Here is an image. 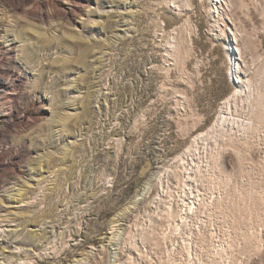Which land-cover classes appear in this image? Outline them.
Here are the masks:
<instances>
[{"label": "rangeland", "instance_id": "obj_1", "mask_svg": "<svg viewBox=\"0 0 264 264\" xmlns=\"http://www.w3.org/2000/svg\"><path fill=\"white\" fill-rule=\"evenodd\" d=\"M0 23L14 46L0 50V264H164L143 234L161 237L166 193H181L166 175L153 204L157 179L235 91L264 82V0H0ZM263 135L219 157L234 223L263 213ZM187 221L177 257L210 225ZM261 234L243 264H264Z\"/></svg>", "mask_w": 264, "mask_h": 264}, {"label": "bare ground", "instance_id": "obj_2", "mask_svg": "<svg viewBox=\"0 0 264 264\" xmlns=\"http://www.w3.org/2000/svg\"><path fill=\"white\" fill-rule=\"evenodd\" d=\"M74 14L75 13H73V16ZM101 14L102 13H97V15ZM0 50L1 52L4 51L3 53L9 54V52L14 50V46L11 44L6 46V48H3V46L0 45ZM14 65L19 71L23 68L18 62H15ZM71 98L73 101L78 97L71 96ZM73 105L74 104H70V108H74ZM3 120V115L0 114V130L2 128L1 124L3 123ZM263 134L264 82L260 78L259 82H254L252 84L248 82L242 90L235 91L225 102L224 107L221 109L214 124L206 132L194 138L186 150L183 151V153L172 163L166 166L161 174L159 173L160 176L157 179L159 192H157L158 194L153 200V204H155L163 194L162 180L166 175H168L170 180L172 177L176 178L177 189H179L181 193V195L169 192L166 193L168 194L169 201L166 203V208L164 209L165 212L161 217L163 222L161 237H146L145 233H141L143 232L141 231V228L147 223V221H143L136 231L133 225L132 230L128 234V242L126 243L128 245H136V233L139 232L141 235L143 234V238L146 241L145 246H154L159 252H161V254L163 253L162 257L159 259H166L164 264H175L177 261H180L181 264H243L244 261L242 258L244 256L247 257L254 248L262 247L263 240L261 239V233H264V194L259 196L258 199H256L258 201L255 202V205L259 206L257 210L262 211L263 213L260 214L257 212L256 215L258 218L256 221L253 219L250 220V222L252 220L253 222H257L258 225L251 223L247 224L244 221L234 223V218L237 219L238 216L234 215L233 209H231V211L229 210L228 203L226 202L228 198L223 196L227 185L225 184V180L223 181L222 176L217 173L219 170L218 162L219 157L224 154L223 152L230 148L235 149L238 153L237 155L243 153V151L246 152L249 149L251 142L255 139H262ZM201 154L203 157L199 156L198 165L195 166V162L197 161L193 157H198V155ZM186 160L193 163V165L190 166L192 171L196 168V172H194L196 181L193 180V182L195 181L197 183V192H201L199 190L203 189L207 192L209 198L204 200L201 198L203 195L198 193L195 195L191 190V170L187 169ZM176 165H178V169L181 168V171H173V168ZM262 182L264 183V178ZM187 197H189L188 200L190 203H186ZM234 209L239 211V208L236 206ZM215 210H217V212ZM253 210L254 209L244 210L241 216H253V212L255 213ZM199 213L207 215L208 218H210V221H208L210 225H205V223L202 222L204 224L203 231L205 234L209 232V235H205L203 234L204 232L200 231L196 233L198 239L197 245H199L200 251L196 250L197 255L194 257L193 246L189 241L188 245L182 244L183 252L179 255L181 258H178L179 256L177 257L176 255L178 244L177 237L181 236L184 227L189 225L187 217H194ZM232 214L234 216H232ZM153 216L154 214H151L148 216V219H155ZM215 216H218V218L221 219H226L219 227V231L216 229L214 230L215 226L219 224L218 222H215ZM229 216L232 217V223L228 220ZM197 217L199 218V215ZM243 226H246L249 231L252 230L254 232L240 234L239 231ZM229 229H232V232H230ZM188 232L191 233L192 231L190 230ZM219 238L221 240H218L220 244L217 246L218 243L215 242V240ZM169 243L172 244L169 246ZM207 247H210V249H207ZM154 249L151 251H155ZM156 254H158V252H156ZM151 259L148 260V264H154ZM130 262V264H132V260H130Z\"/></svg>", "mask_w": 264, "mask_h": 264}]
</instances>
